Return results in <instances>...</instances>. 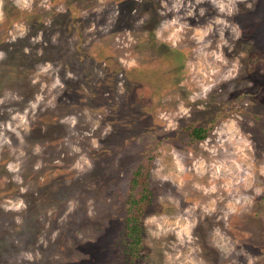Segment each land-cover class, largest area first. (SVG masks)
Listing matches in <instances>:
<instances>
[{"label":"rangeland","instance_id":"1","mask_svg":"<svg viewBox=\"0 0 264 264\" xmlns=\"http://www.w3.org/2000/svg\"><path fill=\"white\" fill-rule=\"evenodd\" d=\"M0 264H264V0H0Z\"/></svg>","mask_w":264,"mask_h":264}]
</instances>
